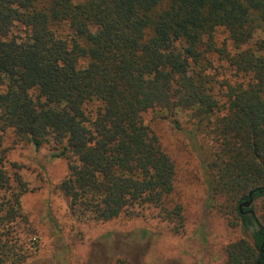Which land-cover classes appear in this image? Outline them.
<instances>
[{
  "label": "trees",
  "instance_id": "obj_1",
  "mask_svg": "<svg viewBox=\"0 0 264 264\" xmlns=\"http://www.w3.org/2000/svg\"><path fill=\"white\" fill-rule=\"evenodd\" d=\"M60 24L70 30L65 37ZM219 29L232 49L216 45ZM258 31L264 0H0V125L67 159L59 188L82 216L105 221L156 208L181 227L183 206L168 201L176 166L144 114L186 112L213 204L248 235L227 247L228 264L264 263ZM217 54L224 75L230 71L223 78ZM173 125L184 130L177 117ZM27 189L0 151V264L8 251L14 264L25 261L7 227L20 220ZM250 192L259 206L240 208Z\"/></svg>",
  "mask_w": 264,
  "mask_h": 264
},
{
  "label": "rangeland",
  "instance_id": "obj_2",
  "mask_svg": "<svg viewBox=\"0 0 264 264\" xmlns=\"http://www.w3.org/2000/svg\"><path fill=\"white\" fill-rule=\"evenodd\" d=\"M22 31L20 24L14 29L17 34ZM69 32L64 24L58 27L63 37ZM257 39H264L261 31L255 34ZM214 40L217 46L232 49L226 31L219 29ZM214 58L220 78L229 75L230 71L224 75L219 55ZM175 117L184 130L174 127ZM189 118L186 112L165 110L144 114L176 166L175 189L168 201L183 206L181 227H174L156 208L105 221L82 216L59 188L68 174L67 159L53 157L49 145L36 149L18 140L0 125L5 167L20 173L28 188L21 196L20 220L7 227L17 238V256H26L20 264H228L227 247L248 235L234 215L223 214L216 201L213 204L203 149L189 133L193 126ZM255 204L259 206L254 200ZM3 238L8 251L12 242ZM13 253L8 251L6 264H14Z\"/></svg>",
  "mask_w": 264,
  "mask_h": 264
},
{
  "label": "water",
  "instance_id": "obj_3",
  "mask_svg": "<svg viewBox=\"0 0 264 264\" xmlns=\"http://www.w3.org/2000/svg\"><path fill=\"white\" fill-rule=\"evenodd\" d=\"M252 194H253V192L249 193L250 198L248 200L244 201L243 203H241L240 208H242V207L250 208L252 206L253 201H254ZM258 264H264V263H258Z\"/></svg>",
  "mask_w": 264,
  "mask_h": 264
}]
</instances>
